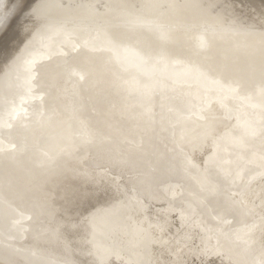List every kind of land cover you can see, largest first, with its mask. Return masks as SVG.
I'll return each mask as SVG.
<instances>
[{
	"label": "bare ground",
	"instance_id": "6f19581e",
	"mask_svg": "<svg viewBox=\"0 0 264 264\" xmlns=\"http://www.w3.org/2000/svg\"><path fill=\"white\" fill-rule=\"evenodd\" d=\"M31 1L0 49V264H264V0Z\"/></svg>",
	"mask_w": 264,
	"mask_h": 264
},
{
	"label": "rangeland",
	"instance_id": "374dc122",
	"mask_svg": "<svg viewBox=\"0 0 264 264\" xmlns=\"http://www.w3.org/2000/svg\"><path fill=\"white\" fill-rule=\"evenodd\" d=\"M8 1V4H7V6H6V10L5 11H3L2 9H0V13H1V11H3L1 14H0V49L2 48V46L1 45H4L6 42V40L7 39H9V38H7L8 37V35H10V36H12L14 33H15V31H16V29H17V26H15V25H18L19 23H20V21H19V17H20V15H21V13L22 12H24V10H27L28 9V4H30V1L31 0H7ZM15 1H17V2H15ZM19 1V2H18ZM26 4H25V3ZM32 2V1H31ZM35 2V0H33V3ZM232 2H234L233 0H232ZM5 3V2H4ZM4 3H3V5H4ZM28 3V4H27ZM2 5V6H3ZM14 7H13V6ZM10 6V7H9ZM20 8H21V10H20ZM248 10L249 9H247L246 8V10L244 11L245 13L244 14H248ZM20 11V12H19ZM22 11V12H21ZM19 15V16H18ZM18 19V20H17ZM14 28V29H13ZM12 30V31H11ZM11 33V34H10ZM3 39V40H2ZM4 39H6V40H4ZM2 43H4V44H2ZM128 150V149H127ZM136 152V150L135 151H133V153H135ZM133 157H134V154H133ZM136 157H134V159H135ZM138 164H142L143 163V161L140 159V160H138V162H137ZM165 163H166V167H165V169H167V171H164L163 173H166V172H172L173 173V175H174V177H177L178 178V176L180 175L176 170L178 169L177 168V166L174 164V165H170V162L168 161V160H165ZM127 166H129L127 163H125ZM170 166V167H169ZM53 172V171H52ZM158 172H160V171H158ZM157 173V172H156ZM145 174H148V173H145ZM152 174H154V173H152ZM152 174H148L150 177L152 176ZM161 175V174H160ZM173 175H170L171 177L173 176ZM98 177H99V175H97ZM104 177H106V178H108V179H111L112 177L111 176H109V175H104ZM188 177L189 178H192V180H193V183L195 182V181H197L195 184L196 185H201L202 186V184H200V179H199V177H194V176H191L190 175V173H189V175H188ZM147 180H150V179H147ZM186 194V193H185Z\"/></svg>",
	"mask_w": 264,
	"mask_h": 264
}]
</instances>
